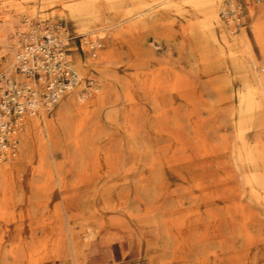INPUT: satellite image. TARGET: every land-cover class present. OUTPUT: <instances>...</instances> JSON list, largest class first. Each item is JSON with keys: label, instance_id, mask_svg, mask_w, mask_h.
<instances>
[{"label": "bare ground", "instance_id": "obj_1", "mask_svg": "<svg viewBox=\"0 0 264 264\" xmlns=\"http://www.w3.org/2000/svg\"><path fill=\"white\" fill-rule=\"evenodd\" d=\"M118 1L109 7H116ZM67 7L74 9L73 5ZM121 17L116 37L126 42L128 69H134L124 84V99L130 111L143 112L150 83H154L155 93L163 91L161 76L158 71L151 77L145 75L152 58L146 46L148 24L138 16L136 7ZM124 20L128 21L122 23ZM15 22V17L9 19V23ZM112 62V51L105 50L91 63L101 77L120 81L115 73H108ZM253 69L256 88L264 91V63L257 66L254 62ZM97 88L95 94L87 92L89 98L73 109L84 121L97 117L106 102L108 88ZM167 88L171 99L203 101L199 91L179 78ZM134 89L142 92L140 106L131 92ZM73 93L68 99H73ZM152 96L161 104L160 96ZM66 104L62 102L58 108L53 120L56 123L70 111ZM34 107L33 101V109L24 114L21 123L37 114L26 122V135L44 125L46 138H39L36 161L42 170L46 143L51 147L58 140L55 124L41 113V103L36 104L39 112ZM159 108L156 106V111L161 113ZM255 110V121L232 126V143L225 134L226 126L201 124L188 135L180 123H175L171 131L162 124L155 126L158 136L153 141L137 136L142 129L140 123H126L120 126L125 133L123 143L113 137L102 143L94 137L95 126L78 136L85 124L80 118L70 139L72 153L63 161H55L51 154L52 168L35 185L33 197L25 179L17 174L19 160H13L15 153L5 155L0 145L1 188L4 204L10 207L0 215V250L6 247L0 264H5L7 257L9 264H113L115 243L123 256L132 242L136 248L130 254L138 257L144 249L148 253L161 248L167 238L173 257L160 264H264V234L254 229L257 213L242 197L243 185L250 201L264 198V116L261 106H255ZM4 158L8 162H2ZM164 164L173 166L184 183L169 187L161 171ZM130 179L147 193V199L134 198L133 208L127 206L134 197L128 188ZM73 218L83 219L78 229Z\"/></svg>", "mask_w": 264, "mask_h": 264}, {"label": "rangeland", "instance_id": "obj_2", "mask_svg": "<svg viewBox=\"0 0 264 264\" xmlns=\"http://www.w3.org/2000/svg\"><path fill=\"white\" fill-rule=\"evenodd\" d=\"M116 1L0 0V123L7 122V126L0 128V145L5 155L10 151L15 153L13 160H19L17 174L21 180L25 179L32 197L35 195V185L42 182L48 168H52L51 154L55 161H63L65 156L72 153L70 139L75 136L76 126L82 119L73 109L89 98L87 92L96 93L95 86H98L97 89L103 86L108 88L106 102L99 109L97 117L85 121L82 119L85 124L81 125L78 136L95 126L94 137L102 143L112 137L123 143L125 133L120 126L126 123H140L142 129L137 136L151 141L158 136L154 129L159 124L171 131L175 123H180L188 135L201 124L223 125L227 127L225 134L232 143V126L255 121V106L263 108L264 116V91L256 88L253 71L254 62L257 66L264 63V0H119L116 7L110 8ZM28 2L32 4L28 5ZM67 5H73L74 9L69 10ZM132 7H136L138 16L148 24L146 46L152 51V58L147 62L145 75L151 77V73L158 71L163 89L155 93L154 83H150L148 101L145 102L147 108L143 112L130 111L124 99L123 87L134 69H128L130 60L126 42L116 37L121 16ZM12 17L16 18L13 24L9 23ZM40 24L57 28L59 39V45L55 48L58 56L55 57L54 74L42 77L38 73L24 71L17 57L24 50L26 37L33 36L35 42H42L43 32L38 27ZM105 50H111L114 59L108 67V73H115L120 81L112 77H101L97 67L91 63L97 60L100 51ZM32 59L28 56L27 64H31ZM63 70H70L74 74L72 81L64 75ZM177 78L190 83L202 94L203 101H185L175 96L171 99L167 84H173ZM50 81L55 85H63L54 100L47 98L46 86ZM27 85L30 88L28 93L19 91ZM72 90L73 99H68ZM131 92L137 97V104L142 105V92L138 89ZM152 95L160 96L161 104ZM30 97H33L35 110L39 112L36 104L40 102L45 120L55 124L58 140L51 147L47 142L46 150L43 147L46 156L42 170H39L36 161L39 138H46L44 125L41 130L34 128L30 135H26V122L37 114H31L21 123L24 114L30 112L27 109L23 114H17L13 105V100ZM6 99H11L10 112L3 110L2 102ZM65 101L70 111L63 113L60 122L56 123L57 110ZM159 105L161 113L156 111ZM172 108H176L175 111ZM2 162H8V158ZM161 171L169 187L184 183L173 166L164 164ZM2 183L0 181V215L10 210L4 204ZM128 188L134 196L127 205L129 208L134 207L135 197L147 199V193L140 190L135 180L130 179ZM242 197L250 202L251 208L257 213L254 229L258 228L264 234L263 196L259 202L250 201L242 185ZM73 220L75 229H78V222L83 219ZM153 233L151 230L150 234ZM165 242L161 248L153 249L152 252L146 253L144 249L138 257L130 254L136 248L132 242L123 256L115 243L112 247L113 264L169 262L173 257L170 251L172 243L168 238ZM5 249L3 247L0 250V263L4 261ZM189 258L192 260L193 257L190 255ZM9 261L7 257L5 264H9Z\"/></svg>", "mask_w": 264, "mask_h": 264}, {"label": "built area", "instance_id": "obj_3", "mask_svg": "<svg viewBox=\"0 0 264 264\" xmlns=\"http://www.w3.org/2000/svg\"><path fill=\"white\" fill-rule=\"evenodd\" d=\"M38 27L43 32L42 42H35L33 36L26 37L27 43L24 46V50L21 51V53L17 55V57L21 61V64L24 67V71L28 73H38L42 77L52 73L54 70L53 67H56L55 57L58 56V54L56 53L57 49L55 48L59 45V39L56 35L57 28H54L50 25L43 26V24H40ZM28 56H31L33 58L31 64H27ZM58 64L62 65L60 63ZM63 71L64 75H66V77L69 76V80L72 81V79L74 78V74L71 73L70 70ZM52 82L53 81H50L46 86L48 100H54L63 87V85L60 86L61 84L55 85V83ZM20 90L28 93L30 91V88L27 85L22 89H19V91ZM9 101H11V99H6L2 102L3 110L7 112H10ZM13 105L14 110L17 112V114H23L27 109H33V97L15 101L13 100ZM0 125V128L2 129L7 126V122L2 121Z\"/></svg>", "mask_w": 264, "mask_h": 264}]
</instances>
